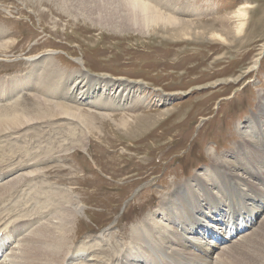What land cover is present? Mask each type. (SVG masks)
Instances as JSON below:
<instances>
[{"label": "rangeland", "instance_id": "rangeland-1", "mask_svg": "<svg viewBox=\"0 0 264 264\" xmlns=\"http://www.w3.org/2000/svg\"><path fill=\"white\" fill-rule=\"evenodd\" d=\"M22 1L0 0V30H6L0 42L7 43L0 49V106L6 105L2 111H24L25 116L33 114L34 108L38 112L31 93L37 69L34 59H50L51 67L60 68L64 78L70 71H82L93 81L104 79L101 85L113 81L111 89L107 85L108 92L97 89L96 82L90 87L104 98L129 95L120 90L114 94L117 82L131 85L132 95L125 107L108 108L75 103L49 91L48 99L54 96V101L79 109L91 122V135H85L73 120L47 114L19 130L2 133L0 164L7 169L14 164L28 165L22 172L40 169L42 174L28 177L2 196L0 213L5 214L6 223L20 220L25 224L24 218L46 212L44 221L51 215L43 205L44 192H65L63 200H71L65 207L76 203L79 208L77 214L71 211L72 231L66 245L76 240L74 252L86 249L102 259V264H111L116 260L111 254L121 245L142 239H131L130 230L147 225L145 218L150 219L160 207L164 192L173 190L176 182L204 172L207 165L213 171L211 155H219L225 163L221 156L231 158L239 152L237 145L244 142L241 130L247 129L248 138L255 136L249 130L252 120L259 118L264 125V110L262 115L257 109L258 92L264 93V0H177L174 5L185 7L183 12L159 7L185 21L173 26L163 22L149 25L140 19L131 23L132 14L121 7L118 10L112 1L86 0L88 7L95 5L93 12H100L102 19L107 17L100 20L95 15L91 21L74 12L63 14L54 0L46 5L38 0ZM86 82L79 88L88 90ZM19 85L25 90H18ZM16 100L18 104L10 105ZM70 127L72 134L68 133ZM18 159L28 161L19 163ZM255 165L264 172V164ZM51 200L55 213L56 203ZM263 215L264 210L256 221ZM211 257L215 258V252ZM233 264L251 263L240 259Z\"/></svg>", "mask_w": 264, "mask_h": 264}, {"label": "bare ground", "instance_id": "bare-ground-1", "mask_svg": "<svg viewBox=\"0 0 264 264\" xmlns=\"http://www.w3.org/2000/svg\"><path fill=\"white\" fill-rule=\"evenodd\" d=\"M38 1L40 4L44 3L45 5L46 3H50L49 0ZM85 1L86 0H54L55 5L62 9L63 14H72L74 12L76 15H73H82L83 17L90 19L89 21L92 19L94 20V18H96L95 15H100V20H107V17H103L102 19V14L100 12H93L92 9L95 5L88 7L84 4ZM105 1L114 2L118 7V10L121 7L120 9L123 8V10L128 13L130 12L133 17L131 23L134 24H136L139 19L145 23H149V25L150 23L163 22V25L167 24L173 26L178 25L180 22H185L182 21L183 19H177L172 15L174 10L183 12L185 9V7H176L174 5L177 0ZM163 5L167 6V8L171 7L170 10L172 13L169 11H160L159 7ZM160 8L165 7L163 6ZM122 16L125 17V13H123ZM127 19L129 18L127 17ZM4 31L6 30H0V37L4 35ZM8 43H10V41ZM5 46H7V43H4L3 41L0 42V49L4 50L3 48H5ZM214 53H216V51ZM33 63H37L34 65L37 69L35 71V75L33 74V82L31 84L33 91L31 93L33 94V100L38 102L39 110L35 113L36 109L34 108L33 110L35 111L33 114L25 116L23 115L24 111H22V113L16 111H2L3 107L6 108V105L4 104L5 106H0V135L2 133H6L7 131L13 132L17 129L19 130V128L21 129V127L26 124L37 122L39 116L43 114L49 115L50 118L57 115V118H68L69 121L73 120L74 122L80 124L85 135H91L92 131L89 130L91 122L81 114L79 109L62 102L54 101V96L50 97L49 100V91L51 93L55 91L60 96H64L62 98H66L75 103L84 105L89 104L92 107L107 106L108 108H111L112 105L114 107H125L127 105V99L132 95H130L132 90L131 85L126 82H117L118 86H115L116 90L114 94L120 90L121 92L124 91L125 95H129L123 98L111 95L110 97L113 100L112 102L110 98H104L101 93L93 92L92 89L94 85L93 82H96L97 84H95V86L97 89L104 88L105 91L108 92V87L111 89L114 86V82L111 80L106 82V85H101L100 81L104 79L97 78L99 81H93V77L90 76L89 73L82 71H70L64 78L62 77L63 75L60 68L51 67L50 59H46L45 61H38L34 59ZM41 66L44 67L42 68ZM171 67L173 68V66ZM30 75L32 76V73ZM85 81H87L86 86L89 84L88 90H83L82 87L79 88L81 82L85 83ZM21 87L19 85L20 89L18 90H25V88ZM58 89L62 90L58 92ZM18 90L15 89V91H13L9 100L14 98ZM258 95L259 103H257V109L260 111L259 114H262L261 112L264 110V93L260 91L258 92ZM210 99L212 98L210 97L209 100ZM18 100L10 105L15 106L18 104ZM206 100L207 98L205 101ZM118 103L122 105H118ZM9 106H7V108L11 107ZM207 108L208 106L206 109ZM86 113L88 114V112ZM105 115L106 114L104 113L100 116ZM33 116H36V118ZM118 117H126L128 119V117L131 116L120 115ZM238 126L239 125H237V127ZM69 129L68 133L72 134V128L70 127ZM246 130H241L240 136L243 138L244 142L242 146L237 145L239 149L241 148L239 152L235 151V155L231 158H229L230 156L227 158L221 156L225 159L227 167L237 170L236 172L226 168L224 166L225 163L223 162V164L220 161L219 155L215 154V157L211 155V162L215 163V165H213L214 170H209L207 165L204 172L197 173L190 179H185L179 183L176 182L178 185H176L173 190L169 192L166 191V193L164 192L165 196L163 195L164 198L163 196L161 197L160 207L153 212V216H151L150 219L146 220L145 218L144 221L147 222V225L142 227L136 225L135 228H132L133 230H130V237L132 236L131 239H142L135 241L133 244L128 242L124 246L121 245L118 251L115 250L117 251L116 253L111 254L114 258H116V260H112L110 263L233 264L236 260L241 259L251 264H264V218L260 219L258 222L256 221L257 215L264 210V172H262L260 168H255L257 166L255 164H258V162L262 167L264 164V125L261 123L259 118L256 122L254 120L250 122L249 130L251 133L255 134L254 138H248L250 134ZM245 136L246 138L244 139ZM84 146H86V143ZM26 161L28 160H23L21 162L18 159L19 163H25ZM26 166L28 165L18 166L14 164L12 168L7 169L3 164H0V179L2 178L0 182L5 180L0 183V198L14 190L28 177H32L36 174H42L40 169H36V171L33 172H22V169ZM59 168L65 170L63 166ZM20 186H24V184H21ZM39 187L40 186H38V188ZM44 196H46V201L43 205H45V209L51 210V215L44 221H42V219L46 212L35 214L29 218H24L23 220H26L25 224H23L24 222L20 220L8 221L6 223L5 214L0 213V264H102L103 260L93 257L89 250L84 249L82 251L74 252L72 245L76 240L72 242V244L70 243L69 245H66V242L70 240L69 233L72 231L69 225L72 222L70 220L72 215L71 211H75L76 214L79 212L77 204L74 203L65 207V203L71 200L64 201L65 192L62 193L60 190H53L52 192L49 191V193L44 192ZM49 200H51L52 203H56L53 204L56 210L55 213H53L52 205L48 202ZM178 201H180L182 206L176 205ZM174 202L175 204H173ZM186 204L188 207L185 206ZM1 206L4 207L3 203L0 204V208ZM157 214L161 217H158ZM39 220L41 221L40 223H38ZM31 227L33 228L30 229ZM119 234H123V232L120 231ZM13 243L14 245H12ZM212 252H215V258L211 257ZM108 255H110V253H108ZM33 258H39V260L32 261Z\"/></svg>", "mask_w": 264, "mask_h": 264}]
</instances>
